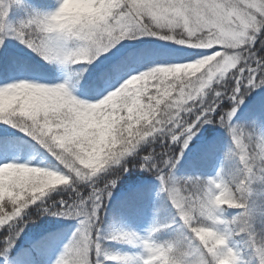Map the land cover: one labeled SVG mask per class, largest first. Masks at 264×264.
<instances>
[{"label": "snow or ice", "instance_id": "6c2138e0", "mask_svg": "<svg viewBox=\"0 0 264 264\" xmlns=\"http://www.w3.org/2000/svg\"><path fill=\"white\" fill-rule=\"evenodd\" d=\"M6 10L0 8V43L11 34L45 60L89 62L125 36L138 35L159 36L209 51L198 53L200 59L190 58L191 63L132 75L97 103L73 99L63 85L20 82L0 87V121L34 138L65 170L59 174L23 164H0V229H4L0 257L5 258L0 264H7V253L23 231L25 210L58 185H68L66 191L71 195L45 202L43 211L80 219L55 264H104L105 259H119L101 256L99 221L116 180L129 170L124 160L129 155L139 157L134 166L156 174L161 191L186 228L180 219L182 205L198 204L201 178L177 179L172 170L203 124L218 123L229 132L233 141L229 155L243 157L245 171L251 168L246 180L260 170L264 137L235 126L232 119L244 97L264 85V0H63L55 12L33 14L10 32L3 24ZM224 29L229 31L222 36ZM70 41L74 47L68 46ZM225 54L235 60L217 73L213 65ZM225 99L231 103L227 111H223ZM156 138L159 153L137 152L141 143ZM112 172L117 173L114 178L100 177L103 186L94 179L97 173ZM81 182H88L87 196L77 189ZM13 222L15 228L9 231ZM187 232L184 264H215L212 255ZM110 239L140 243L143 248L153 242L132 232H115Z\"/></svg>", "mask_w": 264, "mask_h": 264}, {"label": "trees", "instance_id": "16d2710c", "mask_svg": "<svg viewBox=\"0 0 264 264\" xmlns=\"http://www.w3.org/2000/svg\"><path fill=\"white\" fill-rule=\"evenodd\" d=\"M19 14L18 11L12 10L10 18L11 29L20 24ZM124 56L129 57L126 54ZM75 64L72 63L73 66ZM73 66H71V69H73ZM49 68L47 64L32 54L11 55L6 60H1L0 80L22 74L48 78L52 69ZM72 72H74V69ZM78 75L81 79L78 80L76 85H78L81 91L86 93L94 91L93 89H99L104 83L101 81L102 78H99L100 74L98 75L92 69L80 71ZM73 78H77V76L75 75L74 77L73 75ZM227 84L228 81L226 80L225 86ZM222 105L224 107L223 111H227L231 103L225 99ZM263 117L264 93L262 92L249 99L248 107L244 113L233 117L232 123L237 127L245 129L246 132L249 131L257 136L264 137ZM6 129L5 131L3 129L0 130V157L8 158L12 152H17L20 156H23L28 151H32L36 157L44 159L46 163H54L53 156L34 138L18 130L9 131L8 128ZM218 129L208 141L195 146L190 150L185 159L176 165L172 170L175 178L199 177L206 179L214 177L213 175L209 176L208 171L214 161L218 159L221 161L219 172L222 175L235 174L240 170L242 165L238 158L234 155H229L233 150V141L229 132L221 126ZM160 150L161 145L158 138L151 139L150 143L145 141L137 148V152L140 155L151 151L159 153ZM138 158V156L134 155L124 158L125 162L129 165V170L120 175L116 180L114 186L118 187L116 193L109 200L105 201L100 213L101 256L119 257L116 260L105 259L104 264H142L134 257V250H141L140 243H131L123 239L112 240L110 237L115 232H130L129 225L138 223L139 218H141V215L146 210H150L149 226L156 230L150 236L143 234V238L147 237L156 243H163L164 241L174 239H179L183 242L188 235L187 229L182 226L167 195L161 191V183H158L156 180V174L134 166ZM105 175H110L114 178L117 173H97L94 179L103 186V180L100 177ZM155 187L158 189L157 191ZM251 188L253 191L249 196L248 222L250 230L255 233V238L262 240L264 239V184L254 181ZM77 189L80 193L85 192V194H89L88 182L79 183ZM56 191L59 192L58 190ZM70 195L71 192L64 191L61 193V198ZM40 210L41 212L38 217L48 214L43 211V208ZM241 211V209L235 208L226 209L222 213V218L230 221ZM26 220L23 230L24 226L26 228L29 224L35 223V220H37L35 219V213H30L29 218L27 217ZM11 225L14 229L15 222ZM74 227L73 229H70L68 226L50 227L46 230L44 229L41 234L37 233V235H34L35 239L33 238L32 240L25 241L23 236V240L21 242L16 241L14 247L7 253V264H55V261L63 252L65 245L72 239L73 234L78 228V226ZM228 246L239 253V264H258L257 256L252 249L246 233L231 235L228 238ZM4 259V257H1L0 261Z\"/></svg>", "mask_w": 264, "mask_h": 264}, {"label": "rangeland", "instance_id": "374dc122", "mask_svg": "<svg viewBox=\"0 0 264 264\" xmlns=\"http://www.w3.org/2000/svg\"><path fill=\"white\" fill-rule=\"evenodd\" d=\"M62 0H19V3H16L15 0H1V8L6 7V16L3 19V24L5 25V31H11V13L13 11H18L20 13V21L27 20L33 14H51L55 12ZM20 22V23H21ZM2 35V33H0ZM69 47H74V44L70 41L68 42ZM208 49L200 48H189L187 45L177 44L175 41H169L166 39H161L159 36L153 35H138L135 37L125 36L121 40L115 43L107 51L99 53L96 57L91 58L89 62H79L74 66L72 63H61L58 60H45L40 54L34 52L28 48L20 40L16 39L11 34L4 37L3 42L0 43V64L1 60L4 61L7 57L11 55L19 54H32L36 56L43 63L47 64L51 69L50 77H37L31 74H22L19 76H12L10 78L1 79L0 87L7 86L13 83L26 82L33 85H40L45 87H55L58 85H63L67 93L79 102L83 103H97L100 100L104 99L108 94L114 91L116 88L121 86L127 79L132 75H138L142 72H146L156 67H165L171 66L177 63L190 62V58L200 59L202 56L197 55L198 53H207ZM129 55L124 56V55ZM74 72H72L73 69ZM49 68V69H50ZM92 69L97 72L99 78H102V86L98 89H93L92 92H83L78 88L77 82L80 80L78 75L80 71H86ZM73 73V74H72ZM73 75L77 78H73ZM215 85H213L214 87ZM264 93V85L254 88L247 96L244 97L243 103L240 104L237 113L234 115L243 114L245 109L248 107L249 99L253 96L258 95L259 93ZM264 122V117L262 119ZM135 124V122H133ZM220 125L218 123H206L203 124L195 136L189 141L188 147L184 151V155L181 160L177 163H181L185 157L189 154L190 150L195 146L208 141L212 134L215 131H218ZM9 129V131L18 130L22 133L24 131L13 127L7 122L0 121V130L3 131ZM218 129V130H217ZM26 134V133H25ZM29 136V135H28ZM1 143V142H0ZM119 145H117L118 147ZM54 163L48 164L44 159L36 157L34 152L28 151L25 155L20 156L18 153H13L11 156L6 159L3 156L0 157V164L4 163H15L23 164L28 167H36L49 171H56L59 174H65V170L61 165H58V162L54 159ZM220 159L214 161L211 168L208 171L209 176H216L217 172L220 171ZM173 177L174 174L172 173ZM158 183L160 180L156 179ZM68 185H58L54 188L46 191L43 197L40 200L36 201L34 204L28 206L25 210L27 215L25 217V222L27 217L29 218L30 213H35V223L29 224L22 232L19 233L18 239L16 241L21 242L23 236L25 241L35 239L34 235L37 233H42L44 229L50 227H60L68 226L70 229L75 228L74 226L79 227V217L73 216H61V215H52L46 214L42 217H38L43 208V204L46 202L51 204L53 201H59L61 199V193L68 192L66 189ZM118 187L111 189V196L107 199L109 200L115 193ZM61 189V190H59ZM58 190L59 192H57ZM155 190L158 189L155 187ZM83 196H87L85 192L81 193ZM7 200V195L5 196ZM37 205H41L37 207ZM23 223V225H24ZM150 224V210H146L139 218L138 223L134 225H129L130 232L136 233L137 236L143 238V234L150 236L151 231ZM13 226L8 227L9 231H12ZM4 229H0L2 233ZM152 233V232H151ZM10 251V250H9ZM145 250L141 245V250H134V257L142 263L145 258ZM1 258V257H0Z\"/></svg>", "mask_w": 264, "mask_h": 264}, {"label": "clouds", "instance_id": "9594fccd", "mask_svg": "<svg viewBox=\"0 0 264 264\" xmlns=\"http://www.w3.org/2000/svg\"><path fill=\"white\" fill-rule=\"evenodd\" d=\"M228 31V29H224L221 35H225ZM216 55L221 56L220 53ZM234 60L235 57L230 58L225 54L213 65L212 70L217 73L223 72ZM232 155L236 156L242 165L243 157ZM261 160L264 161V154L261 155ZM258 167L260 170L247 180L246 177L250 176L251 168L245 171L243 167L235 174L222 175L218 171L215 177L200 179L197 183V189L200 192L198 204L195 206L189 204L187 207L182 205L184 215L180 217L181 221L192 236L212 255L215 264H239L240 255L228 246V238L233 234L240 235V233L248 235L258 264H264V239L257 240L255 238V233L250 230L248 222L249 196L253 191L251 185L254 181L264 184V163H260ZM36 170L45 171L41 168H36ZM231 208L244 211L230 221L223 219L222 213ZM237 221L239 223L235 228L229 227L230 224ZM155 230V228L151 229L149 235ZM144 248L148 249L145 251V257H149L147 264H152V261L156 260L162 261V264H184L186 249L179 239L167 240L163 243L146 242Z\"/></svg>", "mask_w": 264, "mask_h": 264}]
</instances>
